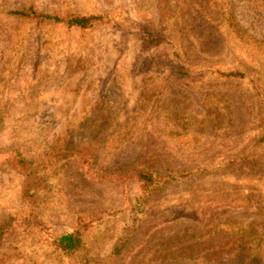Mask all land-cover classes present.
<instances>
[{
  "label": "rangeland",
  "instance_id": "obj_1",
  "mask_svg": "<svg viewBox=\"0 0 264 264\" xmlns=\"http://www.w3.org/2000/svg\"><path fill=\"white\" fill-rule=\"evenodd\" d=\"M7 215L0 264H264V0H0ZM77 225L67 255L51 240Z\"/></svg>",
  "mask_w": 264,
  "mask_h": 264
},
{
  "label": "trees",
  "instance_id": "obj_2",
  "mask_svg": "<svg viewBox=\"0 0 264 264\" xmlns=\"http://www.w3.org/2000/svg\"><path fill=\"white\" fill-rule=\"evenodd\" d=\"M20 15H34L38 17L40 20H49L52 22H62L67 26H75L80 29H86L91 27L97 22H101L103 20V15L101 14H63V15H56V14H35L32 11L27 12H14ZM141 37L143 46L148 47L150 45H155L161 40V35L158 34L156 31L150 29L147 24H143L141 26ZM222 75L226 76H242L244 73L236 70L222 72ZM82 163L89 165L88 159H82ZM13 163L18 171L24 176L25 183H29L32 181L30 180L31 176L33 175L32 167L29 163H27L21 157H15L13 159ZM130 176H133L136 181L139 182L142 188H147L150 185H153L156 182V177L152 173V171L145 169V168H135L130 173ZM30 180V181H29ZM20 222L17 221L12 215H7L0 220V238L6 233V231L14 225L19 224ZM82 226L77 225V227L73 228L72 230L62 233L56 237H54L51 242L52 244L66 253L67 255H71L76 251L83 248V240H82ZM126 244V236L121 235L117 239V242L113 245L109 257H115L120 253V250Z\"/></svg>",
  "mask_w": 264,
  "mask_h": 264
}]
</instances>
